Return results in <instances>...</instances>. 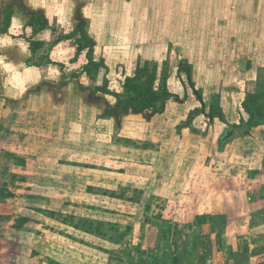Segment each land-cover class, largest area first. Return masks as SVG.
I'll use <instances>...</instances> for the list:
<instances>
[{"label":"rangeland","instance_id":"374dc122","mask_svg":"<svg viewBox=\"0 0 264 264\" xmlns=\"http://www.w3.org/2000/svg\"><path fill=\"white\" fill-rule=\"evenodd\" d=\"M24 2L48 27L34 37L41 51L27 47L18 60L57 49L28 87H13L22 79L0 60V264H264V123L251 136L234 127L247 118L245 94L264 81V0ZM138 20L148 45H134ZM16 25L13 36L25 37ZM80 26L93 58L118 69L106 76L113 92H123L142 49L158 78L167 71L188 115L167 130L129 111L104 119L116 98L94 91L103 71H83L86 50L74 59V38L50 47ZM213 94L226 122L210 125L193 115L208 112ZM189 118L212 136L179 129ZM229 128L233 136L219 143Z\"/></svg>","mask_w":264,"mask_h":264},{"label":"trees","instance_id":"16d2710c","mask_svg":"<svg viewBox=\"0 0 264 264\" xmlns=\"http://www.w3.org/2000/svg\"><path fill=\"white\" fill-rule=\"evenodd\" d=\"M10 8L4 10V21L0 26V33L7 34L9 31L10 23ZM27 25L33 29V34L36 35L48 27V23L41 15H32L28 18ZM66 38H74L78 43L77 54L83 50H86L87 62L83 67V71L86 74H90L94 71L96 74L103 71V79L101 84L95 86L94 91H100L105 94L112 95L116 98V105L111 109H108L104 115L119 117L120 113L133 111L134 113H147L155 112L160 113L164 110L165 103L172 97L179 99L177 95L173 94L168 88V73L165 71L161 77L158 78V69L156 64L146 61L138 60L134 69V73L131 76L125 78L122 88L123 92L116 93L108 89V80L106 75L108 73V67L104 60L101 58L95 60L93 58L94 40L86 33L84 27H76L72 32L67 35L60 36L58 39L52 41L50 47H53L58 41ZM29 44V48L32 54H35L41 47V41L33 39V37L26 38ZM47 57V55L42 56ZM48 62L51 63L50 60ZM184 63V60H181ZM179 69L183 71L189 78V85L194 91L196 98L201 101L200 91L194 88V84L191 80V71L188 65L180 66ZM76 74V73H75ZM74 74V75H75ZM97 77V76H96ZM220 95L216 94L211 99V104L208 110V116L210 118H218L221 122H226L223 108L220 105ZM242 110L246 113L247 118L241 117L239 124L234 127L242 128L241 134L249 132L253 127L259 126L264 123V81L260 83L256 90L253 92H247L241 102ZM203 110V109H202ZM201 110V111H202ZM28 221V218L22 217L18 220L16 228H21Z\"/></svg>","mask_w":264,"mask_h":264},{"label":"crops","instance_id":"0c3cea01","mask_svg":"<svg viewBox=\"0 0 264 264\" xmlns=\"http://www.w3.org/2000/svg\"><path fill=\"white\" fill-rule=\"evenodd\" d=\"M154 1H155V4L158 3V0H154ZM49 3H51V2H49ZM140 3L141 2H134V4H137V5L140 4ZM58 6H59V4H58ZM26 7H27V4H25L24 0H0V26L2 25V23L4 21V10H6L8 8H10V10H11L10 23H9V29H8L9 32L7 34L0 33V60H1V63H3V66L2 67L4 69H6V66H9L7 68L11 69V71L13 70V71L16 72V74H15L16 78L18 79V77H21V79H22V83L21 84H19V82H17V83H15V84L12 85L13 87L14 86H16V87H28V86H31V85H35L33 83L32 79H29L28 80V76H32L33 74H35V77L37 78V81L39 79H42V77L44 75L42 71H44V70L40 69V71H39L38 69L41 68L43 66V64L44 65H50L49 64L50 62H48V60H50L51 62L54 61L53 59H55V58H53V57L55 56L56 49H57L56 48L57 46H56L54 48L55 50L54 49L53 50H50V53L46 54L47 57H44L45 59L42 58V56H44V55H41V57H39V61L38 62H31V61H29L30 60L29 59L27 61V64L25 65L24 63H22L23 60H18V59H21V57H23V56H28V54H26V51L28 50L27 47L29 48V44L26 41V38L33 37V39H34L35 36H39L40 37L42 35V33L47 30V28H46V29H44L43 31H41L40 33H38L36 35L33 34L32 27L29 26V25H27L28 18L32 14L29 13V12H27L26 14L24 13V10H27ZM21 8H23V10ZM43 18H44V20H47L48 19L47 16H45ZM177 20L180 21V19H177ZM16 22H20L21 23V28L24 29L23 32L26 33L25 34L26 35L25 37H23L22 35L20 36V34L13 36V34H14L13 33L14 27L17 26L16 25ZM144 23H147V22H144V20H138L137 23H136L139 26L138 30H136V32L134 31V39H139V41L138 42H135V44H134L136 46H138V45L140 46V44L142 46L149 44V36L146 35L147 33H145V31H142L144 28H141L140 27V25L141 24H144ZM180 28H182V27H180ZM20 43H23V45L25 47L24 52H21V53L18 52V50L21 49V47L19 46ZM40 49L41 48H39V50ZM29 50H30V48H29ZM141 50H137L135 52V54L136 55H139L140 54L141 55L140 59H143L142 61H144V60L146 61L147 59L145 57H143V54H142V51ZM37 52L35 54H32V53L31 54L32 55H36ZM80 54L78 55V57L80 56ZM105 64L108 67V73L106 75L108 78H109L108 75L110 73L111 74H114V73L118 74V69L117 68L112 69V66L109 65L106 61H105ZM121 69L124 70L123 67H121ZM8 78H10V77H8ZM191 80H192V78H191ZM192 82H193V80H192ZM8 87H10V85ZM108 88L112 92L114 91V90H112V88L110 87V85L108 86ZM168 88H169V90L173 94H175L177 96L179 95L178 94L179 92H177L176 90L173 91V90L170 89V83H169V81H168ZM182 88H184V86ZM39 92L41 94H43V90L42 91L40 90ZM58 94H59V92H58ZM99 94H102L103 96L104 95L105 96H108L109 95V94H104V93H99ZM99 94L97 93V95L100 97ZM187 94H188V92H187ZM214 95L215 94L211 95V97L213 98ZM109 96H112V95H109ZM190 97H192V96H190ZM178 98H180V97H178ZM3 100H4V103H5V101L8 100V99L3 98ZM175 100H177L175 97H172L169 100H167L166 103H165L164 110L162 112H160V113L147 112V113L140 114V113H134L133 111H130V110H129V112H131V114L133 115V117L136 116V118H137L139 116H142L143 118H145L146 124L147 125H150V127H149L150 130L156 129V125L157 124L160 127V129H166V130L168 128H171L172 129L173 124L175 123V121L176 120L178 121V120L182 119L184 116H187L188 113H189V110H190V106H186V104L188 102H185L184 101L185 103L183 102V103L177 104L175 102ZM16 101H18V100H16ZM23 102H24V100H21V106H22ZM171 105H174L173 108H176V110H175L176 112L170 111V108L169 107ZM105 112L102 114L103 117H104V119L110 120V116L104 115ZM27 113H28V115H30L33 112L28 111ZM182 114H183V116H182ZM38 115L39 114L33 115V116H38ZM119 118H120V116H119ZM215 118H213V121L210 122V125L215 124V121H214ZM27 120H29V119H27ZM161 127H164V128H161ZM200 127L201 128L194 126V128L196 130L194 132H192V130L190 132V130L188 128H185V129H188L189 132H190V134H192V135L194 134V135H197V136H201L202 137L203 135L209 134L210 136H212V132H210V133L208 131H207V133L205 132L206 131V127H207L206 125H205V130L204 129L202 130V126H200ZM181 128H183V127H181ZM253 128L255 129V127H253ZM250 130H249V132L245 133L246 136H251L252 135V132Z\"/></svg>","mask_w":264,"mask_h":264},{"label":"flooded vegetation","instance_id":"af4514ba","mask_svg":"<svg viewBox=\"0 0 264 264\" xmlns=\"http://www.w3.org/2000/svg\"><path fill=\"white\" fill-rule=\"evenodd\" d=\"M181 60L182 59H179L178 60V62H180L181 63ZM179 65V64H178ZM180 65H186V64H184V63H181ZM185 76H186V74H185ZM186 78H187V81L189 80V78H188V76H186ZM124 82V81H123ZM98 84H100V83H98ZM97 84V85H98ZM188 84H189V81H188ZM122 85H123V83H122ZM108 86H109V84H108ZM109 89V88H108ZM110 90V89H109ZM111 91V90H110ZM97 92H100V91H97ZM100 93H102V92H100ZM105 94V93H104ZM114 97V96H113ZM200 109H204V108H200ZM154 113V112H153ZM198 113V114H197ZM200 114L201 115H205V116H208V114L206 113V111H204V110H200V113L196 110L195 111V114L193 115L194 117L196 116H200ZM193 116H191V118L193 117ZM191 118H189V122H181L179 125H178V128H181V127H183V128H188L189 130H192V132H194V131H196L195 130V128H194V126H192L191 125V123L193 122V120L191 119ZM208 119H209V121L210 122H212L213 121V118H210L209 116H208ZM191 122V123H190ZM189 123H190V125H189ZM230 129V128H229ZM229 129H227V130H229ZM227 130H225V132L220 136V138H219V143H224L225 141H227V139L225 138V135H226V133H227ZM230 140V139H229Z\"/></svg>","mask_w":264,"mask_h":264},{"label":"water","instance_id":"95a60500","mask_svg":"<svg viewBox=\"0 0 264 264\" xmlns=\"http://www.w3.org/2000/svg\"><path fill=\"white\" fill-rule=\"evenodd\" d=\"M233 134H234V130L229 129V130H227V133H226V135H225V138H226L227 140H229L230 137L233 136Z\"/></svg>","mask_w":264,"mask_h":264}]
</instances>
